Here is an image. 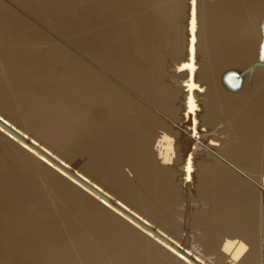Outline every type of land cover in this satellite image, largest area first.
<instances>
[{"label": "bare ground", "instance_id": "obj_1", "mask_svg": "<svg viewBox=\"0 0 264 264\" xmlns=\"http://www.w3.org/2000/svg\"><path fill=\"white\" fill-rule=\"evenodd\" d=\"M262 57L264 0H0V264H264Z\"/></svg>", "mask_w": 264, "mask_h": 264}, {"label": "snow or ice", "instance_id": "obj_2", "mask_svg": "<svg viewBox=\"0 0 264 264\" xmlns=\"http://www.w3.org/2000/svg\"><path fill=\"white\" fill-rule=\"evenodd\" d=\"M193 4L195 3V0H192ZM264 58V57H262ZM185 68L188 67V65H184ZM191 87H196L195 85H192ZM191 111V107L189 108V112ZM33 143H35V141H33Z\"/></svg>", "mask_w": 264, "mask_h": 264}, {"label": "water", "instance_id": "obj_3", "mask_svg": "<svg viewBox=\"0 0 264 264\" xmlns=\"http://www.w3.org/2000/svg\"><path fill=\"white\" fill-rule=\"evenodd\" d=\"M3 122H5L6 123V121L5 120H3L2 118H0ZM43 161H45V159H43V158H41Z\"/></svg>", "mask_w": 264, "mask_h": 264}]
</instances>
